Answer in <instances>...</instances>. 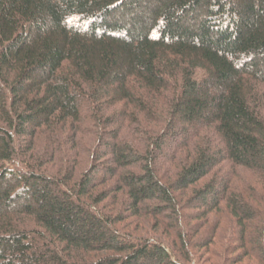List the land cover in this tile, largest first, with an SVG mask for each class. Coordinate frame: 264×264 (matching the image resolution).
<instances>
[{"label": "trees", "instance_id": "obj_1", "mask_svg": "<svg viewBox=\"0 0 264 264\" xmlns=\"http://www.w3.org/2000/svg\"><path fill=\"white\" fill-rule=\"evenodd\" d=\"M0 264H264V0H0Z\"/></svg>", "mask_w": 264, "mask_h": 264}]
</instances>
